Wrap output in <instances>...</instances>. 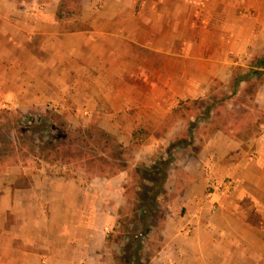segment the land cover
Listing matches in <instances>:
<instances>
[{
	"label": "crops",
	"instance_id": "crops-1",
	"mask_svg": "<svg viewBox=\"0 0 264 264\" xmlns=\"http://www.w3.org/2000/svg\"><path fill=\"white\" fill-rule=\"evenodd\" d=\"M60 4L0 0V100L24 115L54 109L70 129L96 125L127 148L137 130L153 128L134 149L131 171L153 166L175 139L177 127L156 134L180 102L205 98L215 81L227 84L235 69L249 72L264 57V0H82L61 21ZM255 104L264 112V84ZM173 156L151 264H209L195 262L202 248L217 247L207 230L236 222L224 209H238L248 194L264 205V124L249 140L219 132L199 154ZM5 164L0 264H129L118 235L131 171L82 180L84 170ZM212 177L235 182L215 213L206 203ZM192 224L196 232L185 235Z\"/></svg>",
	"mask_w": 264,
	"mask_h": 264
},
{
	"label": "trees",
	"instance_id": "trees-1",
	"mask_svg": "<svg viewBox=\"0 0 264 264\" xmlns=\"http://www.w3.org/2000/svg\"><path fill=\"white\" fill-rule=\"evenodd\" d=\"M79 11L80 7L73 10L65 4V0H61L57 17L61 21ZM263 84L264 57L256 59L249 72H245L243 68L235 69L231 80L227 84L221 83L224 88L221 94L217 95L218 89L212 86L205 98L180 102L159 128L160 133L157 131L156 134L159 136L177 127L176 137L164 153L159 152V157L151 167L139 166L131 171L130 163L134 149L154 133L153 128L137 130L134 133V147L127 148L96 125L71 130L65 116L54 109H48L40 117L32 116L21 120L19 123L23 128L16 130L18 140L10 130L5 134L0 132V143L7 142L12 146L11 149H6L0 162H5L3 158H9V154L18 151L20 145L21 155L28 157L25 151L32 149L30 156L38 160L67 166L76 164L86 173L96 176L109 177L131 171V185L125 186L126 195L133 215L132 223L140 224L138 235L130 246L131 260L133 264H142L143 242L151 231L150 223L157 218L158 206L168 180V169L175 160L173 152L184 149L199 154L217 133L231 135L233 127L226 116L230 103L242 94L245 85L249 87L251 99L255 102ZM237 122L236 119L235 123ZM17 163L19 162L16 161ZM125 226L126 223L122 220L121 229Z\"/></svg>",
	"mask_w": 264,
	"mask_h": 264
},
{
	"label": "rangeland",
	"instance_id": "rangeland-1",
	"mask_svg": "<svg viewBox=\"0 0 264 264\" xmlns=\"http://www.w3.org/2000/svg\"><path fill=\"white\" fill-rule=\"evenodd\" d=\"M46 1V0H42ZM96 0H87L90 5H94ZM82 0H65V4L72 8L73 10H78ZM76 20V18H74ZM76 22V21H75ZM77 23V22H76ZM255 63V62H254ZM218 90L217 95L221 94L224 90L221 87V83H214L212 85ZM245 85L242 89V94L233 100L226 114L230 120V126L233 127L232 133L235 136H239L242 139H251L257 135L261 126L264 124V112L261 111L251 99V91ZM10 110H4L0 112V132L5 134L8 130L12 132V136L17 139V131L22 125H20L21 120H26L27 117H40L45 112H34L29 115L23 114L18 110H13L9 106ZM225 115V112H224ZM232 115V116H231ZM238 120L235 123V120ZM74 130V129H71ZM76 130V129H75ZM41 144V143H40ZM7 142L0 143V158L6 153V149H11ZM20 145L15 153L9 154V158H3L5 160V165H16V161L20 163H25L29 165H35L38 163L40 166L50 165L54 167L56 174L72 175L81 174L82 168L78 165H71L64 167V164H50L44 160H38L37 158L31 157L32 149H26L25 154L21 155ZM66 168V169H62ZM93 174L81 175L82 180H87L91 178ZM130 180V179H129ZM131 185V182L128 183ZM252 197V194H248L247 197L241 199V203L238 209L230 210L224 209V211L231 216L236 222H230L227 220H221L218 224L213 225V229L222 228L221 230L208 229L206 234L213 235V242L217 243V247L212 246L208 251L206 249H201L200 260H195V262H206L209 264H264V205H262ZM131 208H126L123 211V220L126 226L120 230L121 236L126 237V257L125 262L133 264L131 260L132 248L136 235H138L139 223H132L133 215L131 213ZM166 212V204L164 200H161V204L158 208L157 218L152 221L151 231L148 237L143 242V261L142 264H151L152 260L158 255L161 244V232H162V217ZM219 226V227H218ZM234 235V237L232 236ZM207 236V235H206ZM208 253V254H207ZM198 257V256H197ZM196 257V258H197Z\"/></svg>",
	"mask_w": 264,
	"mask_h": 264
},
{
	"label": "built area",
	"instance_id": "built-area-1",
	"mask_svg": "<svg viewBox=\"0 0 264 264\" xmlns=\"http://www.w3.org/2000/svg\"><path fill=\"white\" fill-rule=\"evenodd\" d=\"M4 110H10L9 104L4 100H0V112ZM234 189L235 182L231 179L218 180L214 177L210 178L206 203H210L213 213L217 212L220 207V203L224 198L232 195ZM196 230V225H188L184 230V234L192 236Z\"/></svg>",
	"mask_w": 264,
	"mask_h": 264
}]
</instances>
